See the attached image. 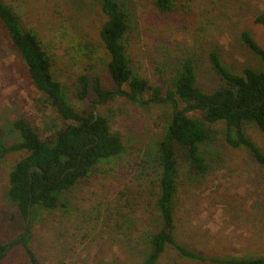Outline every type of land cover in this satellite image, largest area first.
<instances>
[{
    "label": "rangeland",
    "instance_id": "1",
    "mask_svg": "<svg viewBox=\"0 0 264 264\" xmlns=\"http://www.w3.org/2000/svg\"><path fill=\"white\" fill-rule=\"evenodd\" d=\"M25 30L38 35L49 55L53 78L65 87L75 110L90 109L94 98L81 102L74 84L85 68L102 87L114 90L99 42L103 18L97 0H4ZM128 14L126 52L133 71L150 84L169 83L184 60H191L196 86L209 93L220 86L211 69L215 52L230 72L245 68L263 71L258 58L240 39L243 31L264 49V28L253 23L264 13V0H174L176 10L161 15L154 0H120ZM90 59L85 63L82 55ZM118 134L124 153L72 188L65 208L38 215L32 227L31 247L42 264H142L149 237L161 226L155 210L160 170L155 162L158 143L172 118L167 105L139 106L119 97L99 106ZM23 119L49 135L68 125L55 117L43 94L31 84L18 51L9 43L0 23V135L5 147L21 142L13 124ZM209 138L200 145L206 159L205 175L190 174L179 153L175 199L176 239L187 249L220 259L258 258L264 253V166L244 147L226 142V126H209ZM247 137L264 153V134L244 126ZM25 156L13 152L0 160V243L25 230L26 223L7 197L8 176ZM9 251V250H8ZM0 264H29L19 247ZM160 264H208L179 259L168 250Z\"/></svg>",
    "mask_w": 264,
    "mask_h": 264
},
{
    "label": "trees",
    "instance_id": "2",
    "mask_svg": "<svg viewBox=\"0 0 264 264\" xmlns=\"http://www.w3.org/2000/svg\"><path fill=\"white\" fill-rule=\"evenodd\" d=\"M153 5L161 15L176 10L174 0H154ZM96 8L103 18L98 38L115 89L103 88L100 79L90 77V71L84 68L76 78L75 95L84 102L90 100L92 90L94 98L90 100V109L79 113L68 100L64 85L53 78L49 55L36 32L25 30L14 10L0 0V23L26 66L31 84L44 95L55 117L69 122L45 135L20 119L13 126L21 142L10 147L4 146L0 135V160L13 152L25 153L9 172L7 197L26 223L24 232L17 238L0 243V261L12 248L19 247L29 264H42L31 247L32 227L38 215L65 208L67 192L93 175L98 167L112 163L124 153L120 136L111 131L108 119L96 112L99 106L122 97L139 106L167 105L173 111L155 158L160 170L155 210L161 226L149 237V252L142 264H160L168 250L191 262L264 264V253L258 258L220 259L187 249L176 239L175 219L179 153L183 154L190 174L205 175L208 168L200 145L209 138V126L225 124L226 142L234 149L244 147L264 166V153L244 130L245 125L254 124L264 134V49L248 32L240 34L243 44L258 58L261 72L250 68L230 72L215 52L210 53L211 69L218 76L220 86L209 93L196 86L191 60L181 62L168 84L160 79L161 84L153 85L130 66L124 44L129 30L125 4L120 0H97ZM253 23L264 28V13L254 15ZM82 58L86 63L90 56L84 52Z\"/></svg>",
    "mask_w": 264,
    "mask_h": 264
},
{
    "label": "water",
    "instance_id": "3",
    "mask_svg": "<svg viewBox=\"0 0 264 264\" xmlns=\"http://www.w3.org/2000/svg\"><path fill=\"white\" fill-rule=\"evenodd\" d=\"M95 117H97L96 113H95ZM41 173V172H40ZM27 223H29V217L27 218Z\"/></svg>",
    "mask_w": 264,
    "mask_h": 264
}]
</instances>
